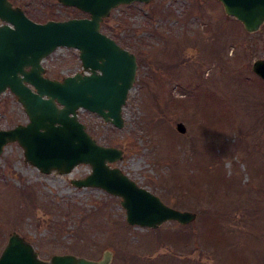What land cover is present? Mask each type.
Returning a JSON list of instances; mask_svg holds the SVG:
<instances>
[{
	"label": "rangeland",
	"instance_id": "374dc122",
	"mask_svg": "<svg viewBox=\"0 0 264 264\" xmlns=\"http://www.w3.org/2000/svg\"><path fill=\"white\" fill-rule=\"evenodd\" d=\"M10 1L36 22L87 15L58 0ZM101 31L137 56L125 125L83 109L79 120L123 150L114 165L196 218L131 226L119 197L71 183L89 165L44 174L11 142L0 154V252L16 231L45 260L110 250V264H264V81L251 67L264 59V23L247 32L218 0H150L117 6ZM44 64L55 79L81 69L64 47ZM27 121L15 95L0 94V129Z\"/></svg>",
	"mask_w": 264,
	"mask_h": 264
},
{
	"label": "water",
	"instance_id": "95a60500",
	"mask_svg": "<svg viewBox=\"0 0 264 264\" xmlns=\"http://www.w3.org/2000/svg\"><path fill=\"white\" fill-rule=\"evenodd\" d=\"M88 14L44 23L30 19L20 6L0 0V94L11 91L22 104L28 121L0 129V154L17 142L24 158L41 173L69 174L80 164L91 171L72 178L76 187L101 188L120 198L125 220L131 226L156 228L167 221L185 225L196 213L179 210L138 185L113 164L123 150L100 144L79 120L80 109L95 113L116 128L125 125L123 106L136 80V55L101 32V23L119 5L150 0H58ZM227 16L247 32L264 23V0H218ZM59 47L78 50L82 70L62 79L46 76L42 59ZM264 81V59L252 63ZM176 129L186 131L184 123ZM112 252L104 250L94 260L72 253L42 259L35 247L18 232H11L0 252V264H110Z\"/></svg>",
	"mask_w": 264,
	"mask_h": 264
}]
</instances>
